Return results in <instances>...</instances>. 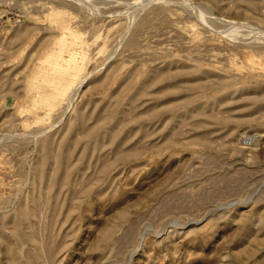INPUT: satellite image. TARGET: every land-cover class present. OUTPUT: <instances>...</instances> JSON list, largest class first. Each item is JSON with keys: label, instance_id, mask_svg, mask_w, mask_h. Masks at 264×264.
I'll return each instance as SVG.
<instances>
[{"label": "rangeland", "instance_id": "374dc122", "mask_svg": "<svg viewBox=\"0 0 264 264\" xmlns=\"http://www.w3.org/2000/svg\"><path fill=\"white\" fill-rule=\"evenodd\" d=\"M0 264H264V0H0Z\"/></svg>", "mask_w": 264, "mask_h": 264}]
</instances>
